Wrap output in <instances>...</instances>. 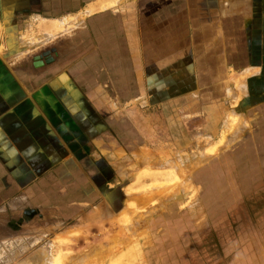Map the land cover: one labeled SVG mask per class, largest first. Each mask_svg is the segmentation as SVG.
Instances as JSON below:
<instances>
[{
  "label": "crops",
  "instance_id": "1",
  "mask_svg": "<svg viewBox=\"0 0 264 264\" xmlns=\"http://www.w3.org/2000/svg\"><path fill=\"white\" fill-rule=\"evenodd\" d=\"M1 2L6 32L19 37L0 53V225L17 210L119 223L128 175L176 155L158 151L175 141L152 127L132 132L136 107L176 104L188 115L191 100L206 112L242 97L250 130L215 155L232 156L231 185L218 160L196 172L193 194L152 206L150 252L155 264H255L254 249L239 242L253 234L256 210L264 214L258 204L248 215L263 190L255 156L264 161V0Z\"/></svg>",
  "mask_w": 264,
  "mask_h": 264
},
{
  "label": "rangeland",
  "instance_id": "2",
  "mask_svg": "<svg viewBox=\"0 0 264 264\" xmlns=\"http://www.w3.org/2000/svg\"><path fill=\"white\" fill-rule=\"evenodd\" d=\"M2 8L0 0V53H2L6 41L13 40L14 35L17 39L19 37L18 32L11 34V36L9 32H6ZM78 20H81V17ZM24 23L20 18L18 24L22 26ZM236 102L233 103L224 98L218 101L216 105L213 104L209 107L206 112H202L198 100H191L192 106L193 104H197V106H191V114L188 115L182 112L183 109L179 110L176 104L168 107L169 109L162 106L158 109H150L145 105L143 107L137 106V110L140 109L138 112L142 111V113L136 117V121L134 122V118H132V122L127 119L128 125H133L132 132L138 136L140 135V127L143 126L142 130L147 126L152 127V136L156 133L160 140L166 141V138L169 137V143L175 141V144H156L158 151L174 150L176 155L156 156V161L159 160L155 167L144 168L136 174L128 175L126 183L130 184L128 187L129 200L127 207L116 215V221L119 223H114L113 220L110 223H105L103 219L98 217L63 220L60 216L58 218L52 215H44L40 218L34 215L32 218H28L22 210H17L15 217L10 215L4 225H0V264H155L150 252L149 221L153 211L151 207L167 199L183 200L181 194L187 190L193 194L196 172L205 165H215L213 162L218 160H222L224 164L222 171L224 183L231 185L232 177L230 174L235 168L232 166V156L215 155L223 152L229 154L243 133L250 130V118L242 111L246 108L245 101L241 98L242 103ZM231 105L233 106L231 107ZM232 113L235 116L242 114L244 118L240 115L241 118L238 119L237 116L231 115ZM228 114L231 118H228L230 117ZM167 116L170 117V126L167 122ZM226 118L230 119L228 120L230 125L238 122L235 129L239 130V134L234 138L235 140L238 137L235 141L219 148L218 145L227 133L226 126H224V122L227 121ZM238 125L240 126L239 129H237ZM149 129H147L148 133L141 135L144 136L142 137L144 141L147 140L145 137L148 138L151 134ZM182 135H185V141H182ZM180 149L187 152L186 156H177ZM257 159L255 156L256 168L259 172V177L256 180L260 182V187L263 190L256 194L255 201H249L248 215L251 220L257 205L264 204V187L262 185L264 182L262 169L264 167L261 166L264 161L259 162ZM147 196L150 199L149 203L147 202L148 207H138L136 198L141 199ZM242 200H244V208L247 199L244 197ZM262 208L260 207L255 212L253 234L245 236L246 232H244L245 239L239 242L240 246L246 245L254 249L255 264H264V214H262ZM113 236L115 239L112 240ZM11 241H16L14 248L9 247ZM125 241H127L126 249L124 248ZM95 250H99L98 254L101 255L87 256L88 253ZM137 253H142V256H136ZM79 258L81 261L78 260Z\"/></svg>",
  "mask_w": 264,
  "mask_h": 264
},
{
  "label": "bare ground",
  "instance_id": "3",
  "mask_svg": "<svg viewBox=\"0 0 264 264\" xmlns=\"http://www.w3.org/2000/svg\"><path fill=\"white\" fill-rule=\"evenodd\" d=\"M102 6H104V4H103ZM89 10H90V9H89ZM86 13H87V12H86ZM80 16H81V15H80ZM63 18H64V17H63ZM67 18H68V17H67ZM69 19H70V18H69ZM37 20H38V19H37ZM60 20H61V19H59V20L57 19V22H58V23H62V22H60ZM62 20H64V19H62ZM67 20H68V19H67ZM74 20H75V18H74ZM63 22H64V21H63ZM65 23H66V22H64V23H62V24L65 25ZM69 23L71 24V22H68V24H69ZM62 24H61V25H62ZM68 24H67V25H68ZM67 25L65 26V30H66V29H69V27H68L69 25H68V26H67ZM71 25H72V24H71ZM71 25H70V26H71ZM58 27H59V26H58ZM61 27L64 28V26H60V28H61ZM66 27H68V28H66ZM67 31H68V30H67ZM57 33H58V32H57ZM44 35H45V33H44ZM44 35H43V36H44ZM50 36H51V35H49V38L53 37L54 34H53V36H51V37H50ZM55 36H56V35H55ZM242 79H243V78H242ZM240 80H241V79H240ZM235 84H236V82H235ZM240 85H241V84H240ZM238 86H239V84H238ZM236 89H237V88H236ZM228 93H229V92H228ZM242 94H243V93H242ZM229 96H231V93H229ZM241 98H242V97H241ZM233 100H234V102H235V101L238 100V99L236 98V100H235V99H233ZM236 103H237V102H236ZM232 106H233V105H231V107H232ZM235 109H236V108H235ZM228 115H229V114H228ZM228 115H227V116H228ZM231 115H234V114L232 113ZM240 115L242 116V114H240ZM240 115H236V116L238 117V119H239V117L241 118ZM229 116H230V115H229ZM234 116H235V115H234ZM236 116H235V117H236ZM242 117H243V116H242ZM228 118H231V116L228 117ZM228 118H226L227 121L225 120L226 122H224V123H225L224 126H226V129H225V130H226L227 133H226V136L221 140V143L218 142V143H220V145H218L219 148H221L223 145H228V144H230V143L234 140V138L239 134V130L237 131V130L235 129L236 126H237V124H238V122L233 123V125H230V122L228 121V120H230V119H228ZM243 118H244V117H243ZM247 120H248V119H247ZM238 121H239V120H238ZM242 123H243V122H242ZM242 125H243V124H242ZM224 126H223V127H224ZM239 127H240V126L238 125V128H237V129H239ZM241 129H242V128H241ZM241 129H240V130H241ZM248 134H249V133H248ZM219 140H220V139H219ZM215 145H216V144H215ZM216 147H217V146H216ZM216 147H215V148H216ZM212 148H213V147H212ZM214 152H215V151H214ZM115 234H116V233H115ZM118 234H119V233H118ZM113 237H114V236H113ZM113 237H112V240L115 239V237H114V238H113ZM117 238H118V237H117ZM120 241H121V239H120ZM105 251H108V250H105ZM98 253H99V250L91 251L90 253L87 254V256H88V255H91L92 257H93V256L95 257V256H98V255H101V254H98ZM109 254H110V253H109ZM246 258H247V257H246ZM80 259H81V258H79L78 260H80ZM78 260H77V261H78ZM80 261H81V260H80ZM244 262H245V261H244ZM241 263H242V262H241Z\"/></svg>",
  "mask_w": 264,
  "mask_h": 264
},
{
  "label": "water",
  "instance_id": "4",
  "mask_svg": "<svg viewBox=\"0 0 264 264\" xmlns=\"http://www.w3.org/2000/svg\"><path fill=\"white\" fill-rule=\"evenodd\" d=\"M28 215L30 216V217H33L34 215H37L35 212H28Z\"/></svg>",
  "mask_w": 264,
  "mask_h": 264
}]
</instances>
